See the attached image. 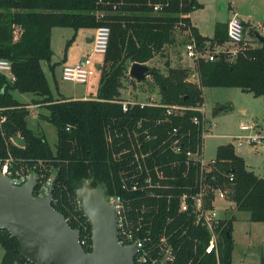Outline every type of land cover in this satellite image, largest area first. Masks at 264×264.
<instances>
[{"label": "trees", "instance_id": "trees-1", "mask_svg": "<svg viewBox=\"0 0 264 264\" xmlns=\"http://www.w3.org/2000/svg\"><path fill=\"white\" fill-rule=\"evenodd\" d=\"M199 7L197 0H169L160 12H153L148 0H0V58L10 62L14 76L12 81L0 73V118H3L0 157L10 154L29 165L41 160L42 165L55 173L53 197L56 201L52 206L71 228L79 230L80 239L85 235L82 246L86 251L91 250V227L79 211L74 186L78 180L87 179L93 186L102 185L107 196L119 188L117 168L106 136L110 134L116 143L119 138L114 132L124 137L141 120L158 135L179 127L180 131L190 132V139L195 142L197 132L191 118L197 111L190 109L182 117L166 118L162 106L133 105L124 111L120 101L125 99L121 97L124 84L129 81L133 87L136 85L128 73L129 66L134 62L147 64L157 55L164 57L167 47L182 44L186 38L175 27L179 20L190 24V19L189 16L181 18L180 14L191 13ZM96 11H101L102 16L96 17ZM100 25L108 26L110 35L95 96L73 99L59 94L54 97L42 67L47 62L54 76V64H50L52 28H72L71 42L79 29L94 30ZM190 29L197 42L209 39L194 27ZM226 37V24L217 23L209 40L221 43ZM164 64L165 70L150 67L153 71L150 77L159 87L161 104L201 105L204 87H238L264 98V38L259 46L247 44L233 61L224 57L199 60L195 66L196 83L187 80L188 68L171 66L167 59ZM15 92L35 95L33 104L42 103L46 108V114L40 116L56 128L54 151L43 136L27 126L29 103L15 98ZM156 120L162 122L153 126ZM16 135L25 139L24 146L12 141ZM157 143L151 142V145ZM214 160L211 173L216 183L231 190L233 197L229 198L235 209L248 212L251 221L264 222V177L247 169L232 143L219 145ZM231 232L232 219H221L217 257L214 253L203 254L197 264H231L234 247ZM200 239L199 254L206 246L207 231L200 232ZM0 246L3 250L0 264H33L22 256L17 239L6 229H0ZM191 248V243H187L186 249L181 248L174 264H187ZM260 264H264V255Z\"/></svg>", "mask_w": 264, "mask_h": 264}, {"label": "built area", "instance_id": "built-area-1", "mask_svg": "<svg viewBox=\"0 0 264 264\" xmlns=\"http://www.w3.org/2000/svg\"><path fill=\"white\" fill-rule=\"evenodd\" d=\"M168 2L169 0H148L153 12L162 11ZM102 14L101 11H96V17L99 18ZM188 16L189 13L180 14L181 18ZM190 27L184 20H179L175 28L187 36L182 43V54L184 52V58L193 63L196 82L198 78L195 66L199 60L213 61L224 57L233 61L247 45L243 22L235 10L230 12L226 23L227 37L224 44L209 39L199 43ZM109 35L108 26H97L91 39L89 54L74 65L64 66L61 78L65 81L86 83L97 70V62H94L93 56L106 52ZM98 63L101 65V62ZM0 73L14 80L11 64L7 59L0 58ZM144 99L121 100V108L126 111L133 105L162 106L165 108L166 118L182 117L185 111L195 110L198 114L191 118V123L197 134L195 142L190 139V132L180 131L179 127L165 130L162 135H158L139 120L136 127L127 131L124 137L122 133L114 132L113 135L119 138L116 143L110 134L106 136L112 161L117 168L119 185L112 194L106 195L116 214L118 241L122 245L135 246V264L147 261L152 264H174L178 251L181 248L186 249L187 243L192 244L187 264H197V260L207 253H214L217 257L219 223L224 217L219 216L215 202L217 199H230L231 191L227 186L216 183V177L211 173L215 160H205L203 154V139L214 136L213 129L217 125L206 118L202 104L192 107L161 104L159 99L153 97ZM2 120L0 118V122ZM161 122L162 120H156L153 126ZM253 128L252 125L241 124L239 129L242 133L233 135L232 145L241 146L245 143L255 148L262 145L263 138L250 132ZM244 131L249 132L243 133ZM151 142L158 143L152 146ZM0 173L13 186H21L33 176V194L36 197L48 193L55 177V173L42 165L41 160L29 165L10 154L0 157ZM229 179H232V174ZM55 201L52 192L51 204ZM201 231H207L208 239L199 254ZM85 241L84 235L80 243Z\"/></svg>", "mask_w": 264, "mask_h": 264}, {"label": "rangeland", "instance_id": "rangeland-1", "mask_svg": "<svg viewBox=\"0 0 264 264\" xmlns=\"http://www.w3.org/2000/svg\"><path fill=\"white\" fill-rule=\"evenodd\" d=\"M203 7L198 9L199 23L204 33L213 35L216 22L224 24L230 15L229 10H235L244 22V38L251 41L253 34L258 32L264 37V0H201ZM261 27H258V25ZM74 30L70 27H53L51 30L52 56L50 64H54V76L49 69L48 63L43 62L42 67L48 79L53 96L64 97L95 96L100 80V71L96 70L86 83L65 81L61 78L62 68L66 65H74L89 54L94 30L79 29L75 38L71 41ZM168 55L155 56L148 67L166 69L164 61L174 67L188 68L187 80L196 83L193 76L192 64L187 62L182 44L178 43L169 47ZM103 55L95 54L94 62H101ZM191 64V66H190ZM192 78V79H190ZM146 81H136L135 87L129 83L124 84L121 97L131 100L138 98L146 100L150 97L159 99V87L155 85L151 77ZM15 98L23 103H29V115L26 117L27 126L38 135L45 138L52 151L55 150L57 131L55 126L40 115L46 114V108L42 103L33 104L37 99L33 94L14 93ZM203 106L205 116L211 122L216 123L213 129L214 136L203 139V154L205 160L214 159L219 145L232 143L233 135L242 133L239 129L241 124H255L261 135L264 136V98L254 96L250 92L242 91L238 87H204L202 88ZM249 131H244L247 133ZM261 136V137H262ZM237 155L241 156L247 169L256 175L264 177V150L254 149L252 145L243 143L241 146H233ZM219 216L232 219V263L231 264H260V258L264 255V222H255L249 219V213L238 211L231 199H217L215 202ZM3 250L0 246V260ZM16 264V263H15Z\"/></svg>", "mask_w": 264, "mask_h": 264}, {"label": "water", "instance_id": "water-1", "mask_svg": "<svg viewBox=\"0 0 264 264\" xmlns=\"http://www.w3.org/2000/svg\"><path fill=\"white\" fill-rule=\"evenodd\" d=\"M95 67L99 70L100 63ZM152 73L146 64L134 62L129 66V75L138 82ZM12 141L25 145L19 135ZM55 179L48 193L36 197L33 176L27 183L13 186L0 173V229L17 239L22 256L33 264H135L136 248L119 243L116 214L102 185L93 186L90 180L81 179L74 186L79 211L91 227V250L86 251L79 230L71 228L51 204Z\"/></svg>", "mask_w": 264, "mask_h": 264}, {"label": "crops", "instance_id": "crops-1", "mask_svg": "<svg viewBox=\"0 0 264 264\" xmlns=\"http://www.w3.org/2000/svg\"><path fill=\"white\" fill-rule=\"evenodd\" d=\"M197 2H199L200 4H201V7H203V3L201 2V0H197ZM201 7H199V8H197V9H195V10H193L191 13H189V19H190V25L192 26V27H194L197 31H198V33L202 36V37H208L209 39H211L213 36H214V33H215V27H216V24L217 23H220V22H216L215 23V27H214V32H213V35H211V36H208V35H206L205 33H204V31H203V29H202V26H201V24L199 23V18H198V9H200ZM232 11V9H230L229 10V13ZM229 17V16H228ZM228 20V19H227ZM243 22V21H242ZM224 24H226L227 23V21L226 22H223ZM243 24H244V22H243ZM182 37H184V38H186L187 36L183 33V35H182ZM260 37V38H259ZM264 38V37H261L259 34H258V32H255L254 34H253V38H252V40L251 41H248V40H246V42H247V44H248V46H250V47H256V46H259V42L260 41H262V39ZM87 39V42H91V39H92V37H88V38H86ZM245 39V38H244ZM224 42L225 41H223L222 43L224 44ZM183 47V46H182ZM168 50H169V47H167L166 49H165V56H167L168 54ZM187 62H190L192 65H193V63L190 61V60H186ZM98 63V62H97ZM191 64H190V66H191ZM148 77V76H147ZM150 77V76H149ZM86 96L85 95H83V96H81V97H70V98H73V99H77V98H85ZM254 128L252 129V131H250V132H253V133H257L260 137L262 136L261 135V133H260V131L257 129V123H255V124H252V123H250ZM262 138H263V142H262V145H260L259 147H257L258 149H261V150H264V136H262ZM254 149H256L255 147H253ZM225 218V217H224Z\"/></svg>", "mask_w": 264, "mask_h": 264}]
</instances>
